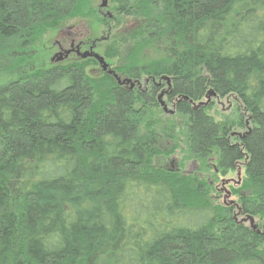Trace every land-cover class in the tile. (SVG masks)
<instances>
[{
    "label": "trees",
    "instance_id": "1",
    "mask_svg": "<svg viewBox=\"0 0 264 264\" xmlns=\"http://www.w3.org/2000/svg\"><path fill=\"white\" fill-rule=\"evenodd\" d=\"M91 3L0 0V44L92 19ZM113 3L140 24L105 57L146 90L91 77L95 59L0 88V264H264V231L244 221L264 220V0ZM162 79L189 158H216L211 180L244 170L236 203L212 205L209 182L157 165ZM230 98L237 119L217 121L213 101Z\"/></svg>",
    "mask_w": 264,
    "mask_h": 264
},
{
    "label": "rangeland",
    "instance_id": "2",
    "mask_svg": "<svg viewBox=\"0 0 264 264\" xmlns=\"http://www.w3.org/2000/svg\"><path fill=\"white\" fill-rule=\"evenodd\" d=\"M91 1L92 8L95 11L92 19L69 21L62 24L58 29L49 31L34 44L29 50L30 53L28 55H25L24 49L19 51L20 47L11 49L7 47L8 45L6 44L5 46L0 44V88L10 84L20 76L29 75L40 69L50 68L56 64L54 59L56 54L59 53L57 43L60 42L62 46L68 50L72 38H75L77 42L83 40L89 45L95 43L93 52L104 57L105 62L112 71L118 68L121 61H117L118 58L112 60L107 59L105 57V52L107 48H119L121 46H119V44L122 42L121 38L129 31L139 26L140 21L138 19H127L123 16L118 18L113 0H107L109 6L106 9L102 8L103 0ZM107 12L115 16L114 21L109 20L108 23L104 21L103 14ZM118 21L119 25L117 27ZM11 44L13 45V42H11ZM125 49L121 48V51L125 52ZM81 51L83 53L88 52L89 46H84ZM14 52L18 55L12 57ZM145 53L151 60L156 59L154 57L155 55L149 50H146ZM78 61H80V59H78L76 55H72L61 64L67 65ZM86 71L88 75L94 78H99L103 75V71L99 64L90 66ZM120 78L121 81L131 80V83H136L135 79L126 77L125 75H119V79ZM157 82L159 83V80H157ZM163 83H165V81H163ZM144 87L145 84L141 89ZM234 100L235 98L225 99L223 101L214 100L213 109L210 110L209 114L219 122L223 121L225 118L236 120L238 116L235 112ZM160 101L159 109L154 111V115L150 118V120L153 121L152 125L158 130L156 134L159 139V146L163 152V155L156 160L157 165L162 166L165 170L168 169L176 173L180 172L187 177L198 175L201 181L209 182L212 189L207 199L212 205H232L236 203L238 196L232 195V193L234 192V188L239 190L240 186H242L245 178L244 170L242 169L235 173H229L227 176L220 175L216 180H211L214 176L213 169L215 168L216 158H210L208 162H202L194 159V157L193 160L189 158L185 143L186 132L184 118L178 115V113H175L174 100L170 101L167 96H165L161 98ZM162 102L165 104L167 112H165L161 106ZM170 112L174 113L170 114ZM234 131H237V133L243 132L237 128H235ZM244 221L247 225L256 228L259 225V227H261L260 230L264 231V220L249 219L248 221V219L246 220V218H244Z\"/></svg>",
    "mask_w": 264,
    "mask_h": 264
},
{
    "label": "flooded vegetation",
    "instance_id": "3",
    "mask_svg": "<svg viewBox=\"0 0 264 264\" xmlns=\"http://www.w3.org/2000/svg\"><path fill=\"white\" fill-rule=\"evenodd\" d=\"M103 5H105V7H103L102 6V8L103 9H106L108 6H109V3H108V1L107 0H103ZM103 18H104V21L105 22H108L109 20H112V21H114V18H115V16H113V14L112 13H110V12H107V13H105V14H103ZM25 42V44H27L28 46L26 47V48H24V53H25V55H28L30 52H29V50L34 46V44L36 43H32V44H29V42H27V41H22V44ZM18 45V46H17ZM57 45H58V48H59V53L58 54H56V56H55V59H54V61H55V65H62L61 63L63 62V61H65V60H67V59H69V57L70 56H72V55H76L77 57H78V59H80V60H83V58H82V55L83 54H85V53H94L93 52V50H94V48H95V43H93V44H91V45H89V44H87V42H85V41H83V40H80V41H78L77 42V40L75 39V38H72L71 39V41H70V48L68 49V50H66L63 46H62V44L60 43V42H58L57 43ZM13 46V48L15 47H19V46H21V44L20 43H17V42H14V44L12 45ZM84 46H89V51L88 52H85V53H83L82 51H81V49L84 47ZM22 47V46H21ZM21 50H23V49H20L19 51H21ZM67 52H69V55L68 56H66V53ZM94 54H96V53H94ZM18 54L16 53V52H14L13 54H12V57H15V56H17ZM98 55V54H97ZM62 57V61H58V59L59 58H61ZM104 58V57H103ZM15 59V58H14ZM87 59H95V58H93V57H90V58H87ZM98 62V61H97ZM99 64V63H98ZM52 67V66H51ZM43 69H48V68H43ZM105 73V72H104ZM121 79V78H120ZM131 80H128V81H121L122 82V85L123 86H125V87H129L131 90H134L135 88H138V89H141L142 87H143V85L141 86V84L139 83V82H134V83H131L130 82ZM135 81H137V80H135ZM163 81H165L164 79H162V80H159V83H158V85H159V87H160V93H159V97H158V100H159V102H161L160 101V99L161 98H164L165 96H167V98L169 99V96H170V93H171V86H170V83L168 82H166L165 81V83H163ZM148 84L149 83H146L145 84V87L142 89V90H146L147 88H148ZM3 87H5V86H3ZM170 100V99H169ZM170 101H173V100H170ZM175 102V101H174ZM173 102V103H174Z\"/></svg>",
    "mask_w": 264,
    "mask_h": 264
},
{
    "label": "water",
    "instance_id": "4",
    "mask_svg": "<svg viewBox=\"0 0 264 264\" xmlns=\"http://www.w3.org/2000/svg\"><path fill=\"white\" fill-rule=\"evenodd\" d=\"M103 7H105V5H103ZM68 55H69V52L66 53V56H68ZM90 57H93V58H95L96 61H98L103 72L108 73L109 75H114L116 77L118 83L122 84L121 79H119V77L114 74V72L110 69L109 65L105 62V59L103 57H101L97 54H94V53H90V52L82 55L83 59H87ZM62 60H63L62 57L58 59V61H62ZM161 106L163 107L164 111L167 112V108L163 102L161 103ZM173 113L174 112H170V114H173Z\"/></svg>",
    "mask_w": 264,
    "mask_h": 264
}]
</instances>
